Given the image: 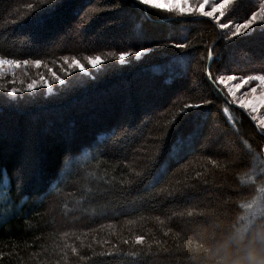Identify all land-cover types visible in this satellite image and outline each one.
I'll return each instance as SVG.
<instances>
[{"label": "trees", "instance_id": "16d2710c", "mask_svg": "<svg viewBox=\"0 0 264 264\" xmlns=\"http://www.w3.org/2000/svg\"><path fill=\"white\" fill-rule=\"evenodd\" d=\"M51 2L0 0V55L42 61L0 83L52 81L0 89V264H241L237 249L264 231V129L214 81L264 74V31L232 37L137 0L41 10ZM261 4L242 0L230 29Z\"/></svg>", "mask_w": 264, "mask_h": 264}, {"label": "snow or ice", "instance_id": "6c2138e0", "mask_svg": "<svg viewBox=\"0 0 264 264\" xmlns=\"http://www.w3.org/2000/svg\"><path fill=\"white\" fill-rule=\"evenodd\" d=\"M60 2H62V0H52L51 3L41 5L40 7L42 11H53L57 4H59ZM137 2L140 5H146L151 9H157L169 13H177L181 16L192 15L195 13L205 17H209L218 23V27L220 29H229L232 37H237L241 34L246 35L249 31H264V23H257L258 21L264 22V4L260 5L258 11H252L249 18L244 19L242 23H235L234 28L230 29V25L233 24V21L231 19H228V17L236 11L238 4L241 3L242 0H236L235 3L234 0H217V2L211 3L210 0H199L198 5H193L191 3V0H164V2H161V0H137ZM27 7L29 9H32L33 5L28 4ZM221 18H226L227 22L221 23ZM253 24H257L256 29L251 28ZM221 35L224 38L228 37L227 32L221 33ZM174 47L185 49L187 45L184 43H176L174 44ZM142 54L143 50H138L135 52L120 51L118 55L115 53H109L107 57H101L100 55L87 56L86 60L88 62V65H90L92 68H97L98 66L104 64L108 59H116L123 63L125 62L126 58L131 55L140 57ZM219 55L220 53L215 52L214 48H209L207 50V57L209 60H213ZM62 59L66 63H69L68 57H63ZM30 63L36 68H40L42 61L39 59L31 61L27 59L19 60L0 55V78H3L7 73H11L13 76H15V72L18 68H20L21 66H24L26 68ZM72 68L79 69V71L81 72L87 71L85 65L81 63L76 57H72L69 63V69ZM48 71L51 73V76L55 82L64 83L63 76L57 74L51 68H49ZM63 71L65 72V75H71V72L69 70ZM206 75L210 80H212V72L210 70H206ZM237 80H239V82L230 83ZM252 81L258 82L256 86H252L249 89L253 93L252 98L250 100H245L243 98L247 95V93L245 92L240 98L237 99L236 93L240 91L245 85L250 84ZM214 84L224 85L227 88V93L233 98V101L238 103L240 107L246 110L257 112L259 108L264 107V74L247 75L242 77H237L235 74H231L227 75L226 78L224 75H220L215 79ZM41 86L50 88L52 86V81H50L47 77L41 75L39 77V81H37L36 79H32L29 83H27L26 88H18L15 86L7 87L5 83H0V89H3L8 95L13 97L18 96L25 91L32 92ZM257 87L262 88L258 96L256 95ZM193 107L199 108L201 107V105H185V109ZM228 111L229 109L225 107L224 112L228 113ZM258 127L264 128V117H261L259 119ZM158 162L159 161H157V163ZM258 238L260 240L259 247H257L255 244V240L257 239V237H253L252 241H250L248 244H244L242 247H239L237 249V251H242L245 253V255L240 259L246 260L247 264H264V231L261 232ZM143 239L144 237L142 236L136 237L137 242H141L143 241ZM234 264H236V262H234Z\"/></svg>", "mask_w": 264, "mask_h": 264}, {"label": "rangeland", "instance_id": "374dc122", "mask_svg": "<svg viewBox=\"0 0 264 264\" xmlns=\"http://www.w3.org/2000/svg\"><path fill=\"white\" fill-rule=\"evenodd\" d=\"M210 1H212V0H210ZM161 2H164V0H161ZM213 2H217V0H213ZM23 68H24V66H21V67L18 68L16 71L21 70V69H23ZM7 74H10V73H7ZM225 78H226V77H225ZM237 82H239V81H232V82H230V83H237ZM257 83H258V82H256V81H252L250 84L245 85L240 91H238V92L236 93L237 99L240 98V97L243 95V93L246 92L247 95L244 96L243 98H244L245 100H250V99L252 98V96H253V93H252L249 89H250L252 86H256ZM224 87H225V86H224ZM225 89H226V93H227V88L225 87ZM261 90H262L261 87H257V93H256L257 96L259 95V93H260ZM227 95H228L229 98L232 100L233 105H235L236 107L241 108V109H243L244 111H246V112L250 115V117L252 118V120L254 121V123H256V125L258 126V121H259V119H260L261 117H264V107L259 108V110H258L257 112H251L250 110H246V109L240 107V105H239L238 103H236V102L233 101V98H232L228 93H227ZM254 117H255V119H254ZM260 128L262 129V127H260ZM263 129H264V128H263Z\"/></svg>", "mask_w": 264, "mask_h": 264}, {"label": "clouds", "instance_id": "9594fccd", "mask_svg": "<svg viewBox=\"0 0 264 264\" xmlns=\"http://www.w3.org/2000/svg\"><path fill=\"white\" fill-rule=\"evenodd\" d=\"M241 264H247V261L246 260H242Z\"/></svg>", "mask_w": 264, "mask_h": 264}]
</instances>
